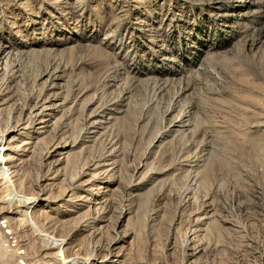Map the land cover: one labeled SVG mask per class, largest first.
Listing matches in <instances>:
<instances>
[{
    "label": "rangeland",
    "instance_id": "obj_1",
    "mask_svg": "<svg viewBox=\"0 0 264 264\" xmlns=\"http://www.w3.org/2000/svg\"><path fill=\"white\" fill-rule=\"evenodd\" d=\"M0 264H264V0H0Z\"/></svg>",
    "mask_w": 264,
    "mask_h": 264
}]
</instances>
